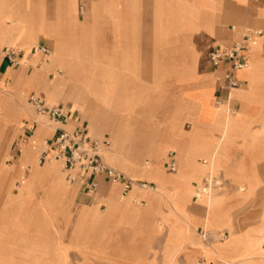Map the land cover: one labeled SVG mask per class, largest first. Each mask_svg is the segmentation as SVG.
<instances>
[{
  "label": "crops",
  "instance_id": "obj_1",
  "mask_svg": "<svg viewBox=\"0 0 264 264\" xmlns=\"http://www.w3.org/2000/svg\"><path fill=\"white\" fill-rule=\"evenodd\" d=\"M42 3L46 16L40 14ZM231 25L260 28L263 35L252 52L253 66L237 70L238 84L229 88L223 79L227 62L214 66L208 54L238 38ZM39 45L51 48L44 58L37 53ZM6 46L22 50L18 65L4 58ZM33 62L36 83L23 87ZM263 73L264 0H0V84L19 79L17 91L24 89L30 104L18 107L15 118L3 123L8 139L7 147L0 148L7 155L0 163V195H5L0 207V264L10 258L18 262L22 256L26 264H42V254L33 250L12 254L9 231L23 230L32 219L42 235L57 239L58 226L68 222V204L76 212L73 231L76 222H90L93 214L113 211L117 205L126 214L136 211V201L156 205V195H180L188 208L194 185L211 171L198 162L204 150L233 182L245 186L241 195H252L260 181L254 162L257 152L264 150L262 128L251 127L262 111L258 105L264 107ZM32 92L69 114L52 121L36 113L28 99ZM2 96L0 104L15 101L6 92ZM60 102L70 103L72 109ZM157 103H172L170 114L161 118L151 113L148 104ZM225 105L234 113L220 110ZM133 115L141 120L131 122ZM23 121L32 126L36 122L26 140L34 135L35 149L23 146L32 159L16 161L20 148L8 164L9 144L21 133ZM57 128H82L92 138L109 139L102 150L104 161L154 187L135 183L123 194L121 184L107 187L109 181L99 177L96 191L88 193V174L75 171L69 180L63 162H53L54 157L39 162L40 149ZM169 148L175 151L177 168L165 172ZM191 149L195 153L186 159V150ZM142 154L149 160L143 162ZM252 182L255 187L249 188ZM188 209L195 221L202 219V207L194 204ZM156 220L166 224L160 216ZM242 264H264V257Z\"/></svg>",
  "mask_w": 264,
  "mask_h": 264
},
{
  "label": "rangeland",
  "instance_id": "obj_2",
  "mask_svg": "<svg viewBox=\"0 0 264 264\" xmlns=\"http://www.w3.org/2000/svg\"><path fill=\"white\" fill-rule=\"evenodd\" d=\"M33 63L32 70L27 71L31 72L27 74L22 82L23 87L29 84L35 85L36 83L33 77L36 65L35 62ZM23 65H25V61H21L20 66L23 67ZM252 66L251 58L246 69ZM262 75L264 76V73ZM19 85V79L14 84H0V102L3 100L2 92H6L15 100L14 102L8 101V105L0 104L2 124H8V118H15V111L18 107L30 105L25 90L20 89L17 91ZM60 103L66 104L72 109L70 103ZM148 105L152 106L151 113L155 112V116L161 118L170 114L172 107V103ZM258 106L262 111L259 112L258 118L253 121L251 127L258 130L262 128L260 133L263 135L259 138L264 139V107L262 105ZM225 107L230 110V113H234L231 106L225 105ZM76 111L79 110L76 109ZM46 118L49 119L47 116ZM130 120L136 123L141 119L133 115ZM13 123L14 120L11 121L12 125ZM2 124L0 125V145L7 132V127ZM25 125L24 122L21 125V133L17 134L9 144L11 158L6 160L8 164L15 161L19 149L22 150L23 145L28 142H22L19 146V141L27 139L33 131V129L25 131ZM187 125L184 124L183 126L187 127ZM35 126L36 123L34 122L33 127ZM24 131L27 136L22 135ZM103 134H107L109 138L107 131H104ZM103 134L96 137H102ZM170 150L172 149L169 148L166 154ZM171 152L175 154V151ZM208 152L204 150L203 154L199 156L198 162L201 164L206 163L211 167V171L204 172L200 182H196V186L194 185L195 192H193L188 206L190 208L196 204L198 207H202L203 217L200 222L195 221L197 217L185 207L184 200L180 195H156L158 197L156 205L143 206L136 204L138 203L136 201L135 207H133L137 210L129 214H126L119 207V218L110 222L109 220L100 221L95 219L96 215L106 214L110 209L103 212L98 211L97 214L92 215L90 222H76L73 231L76 212L74 205L68 207V204V222L58 226L59 237L57 239L51 234L42 235L43 231L36 228L37 225L32 219L29 220L23 230H10V237L7 238V242L11 244L12 254L21 249H30L35 254H42V264H242L245 260H257L259 256L264 257V213L262 214L264 209V150L257 152V158L254 162L260 181L252 195H241L245 186L233 182L231 176L223 168H218L213 156L211 162H209ZM194 153V149L186 150V159H189L190 155ZM22 155L21 153L19 159ZM141 156L143 162L149 160L146 155L142 154ZM6 157V153L0 151V163ZM165 158L166 155L163 162ZM53 162L61 164L63 161L60 158L54 159ZM40 163H43V161ZM240 165H242V162ZM163 167L165 172H170L166 169L164 163ZM208 176H210L208 192H202L200 187L203 186L205 178ZM238 178L240 177L238 176ZM19 182L20 177L15 185L17 186ZM15 185L12 184L11 189L15 190ZM105 185L111 187L114 184L106 182ZM248 187H255V184L253 182L248 183ZM198 190L201 193L196 194ZM230 193L231 195H228ZM212 196L221 199V206L218 204L219 206H212L209 209L206 204ZM4 198L5 195H0V207ZM69 203L71 202L69 201ZM98 203L100 204L102 201L99 200ZM229 203L231 204L228 207L224 206ZM105 207L104 204L101 205V209ZM208 212L210 214H207ZM156 216L163 218L166 224L161 225L157 222ZM194 225H198L197 228ZM256 241L259 243V249L255 247ZM25 259L26 257L22 256L16 262L15 259L10 258L6 264H26Z\"/></svg>",
  "mask_w": 264,
  "mask_h": 264
},
{
  "label": "built area",
  "instance_id": "obj_3",
  "mask_svg": "<svg viewBox=\"0 0 264 264\" xmlns=\"http://www.w3.org/2000/svg\"><path fill=\"white\" fill-rule=\"evenodd\" d=\"M230 29L238 33V38L226 47L212 48L208 54L214 66H218L222 61L227 62V67L223 71V79L229 88L237 86L238 79L235 75L236 71L247 67L250 58V49L263 35V30L260 28L231 25ZM36 50L40 58H44L50 53V48L46 45H39L36 47ZM3 54L8 63L18 65L23 52L17 47L6 46L3 49ZM28 67L32 68V65H28ZM28 99L36 112L47 116L49 120H64L69 114V111H65L61 106H49L45 104L33 92L29 93ZM29 125L31 124L27 123L25 125V131L33 129L34 125H31V127ZM25 131L22 135H25ZM26 140L24 139L22 141ZM45 144L46 146L40 149L39 162H44L49 157L61 158L63 161L62 170L69 180L75 178V171L88 174L86 184V191L88 193H94L96 191L99 177H103L110 183L121 184L123 194L127 193L135 183L139 186L148 185L154 187L152 183L134 179L121 169L105 162L102 150L109 146V139L92 138L82 128H74L71 130L57 128L53 136L45 140ZM166 167L170 171H175L177 168V161L171 151L167 154ZM209 178L210 176L205 178L203 186L200 187L202 192H208ZM199 193L201 192L198 190L196 194Z\"/></svg>",
  "mask_w": 264,
  "mask_h": 264
},
{
  "label": "bare ground",
  "instance_id": "obj_4",
  "mask_svg": "<svg viewBox=\"0 0 264 264\" xmlns=\"http://www.w3.org/2000/svg\"><path fill=\"white\" fill-rule=\"evenodd\" d=\"M33 2V1H32ZM30 3H31V1H30ZM32 5H33V3H32ZM75 5V4H74ZM31 7V6H30ZM30 10H32V9H30ZM33 11V10H32ZM40 14L42 15V16H46V14H47V11H46V8L44 7V4L42 3V6H41V12H40ZM33 17V16H32ZM31 19V18H30ZM32 21V20H31ZM31 23V22H30ZM30 26V28H31V25H29ZM32 36V35H31ZM259 41H260V39L257 41V43L255 44V45H252V47H251V51H250V58H249V61H248V64H247V67L249 66V64H250V60H251V58H252V52H254V50L256 49V46L258 45V43H259ZM255 48V49H254ZM253 49V50H252ZM55 52V51H54ZM34 64V63H33ZM35 65H37V62H35ZM246 69V68H245ZM249 69V68H248ZM33 77L35 78V72L33 73ZM32 77V78H33ZM31 78V79H32ZM33 81V80H32ZM30 85V84H29ZM19 103V102H18ZM24 105V104H23ZM222 105V104H221ZM227 107V106H226ZM226 107H222V108H220V110H227V108ZM232 114V113H231ZM6 134V133H5ZM7 139H8V136H7V134L4 136V138H3V140H2V144L0 145V148L3 150L4 148H6L7 147ZM35 142H36V140L34 139V135H32V137H31V139L28 141V142H26L24 145H26L27 146V148H29V149H34V146H35ZM23 145V146H24ZM46 146V144H44L43 146H42V148H44ZM27 148H25V147H22V157L19 159H17L16 161H18V162H20V161H22V160H27V161H30L31 159H32V156L30 155V153H29V151H28V149ZM41 148V149H42ZM208 154H209V156H208V158H209V162H211V158H212V153L209 151L208 152ZM51 157H49V158H46V159H50ZM38 159H39V155H38ZM54 159H58V158H53V160ZM57 164H60L59 162H56ZM26 184V183H25ZM141 187V186H140ZM144 190V189H143ZM142 193V192H141ZM144 193V192H143ZM146 196V195H145ZM220 201H221V199L220 198H218L217 196H212L211 198H210V200H209V202H208V204H206L207 206H209V209H211V207L213 206H217L218 204L220 205ZM223 201V200H222ZM153 203H151V202H148L147 204H140V205H143V206H145V205H152ZM218 205V206H219ZM142 206V207H143ZM221 206V205H220ZM135 207V206H134ZM133 207V208H134ZM205 207V206H204ZM115 209H113V211H108L106 214H98V215H96L95 216V219H99L100 221L102 220V221H107V220H109V222L110 221H112L113 219H116V218H119L118 216H119V214H120V211H119V207L118 206H115L114 207ZM139 208V207H138ZM221 208V207H220ZM135 210H137V208H134ZM98 213V212H97ZM207 214H210V212H208ZM205 221V220H204ZM197 222H200V221H197ZM194 223H196V222H194ZM206 223V222H205ZM183 224V223H182ZM188 224V223H187ZM196 225H194V227H195ZM193 233V232H192ZM239 238V237H238ZM186 240V239H185ZM234 240V239H233ZM179 245V244H178ZM181 245V244H180ZM255 247H258L257 249H259V243H258V241H256V245H255ZM217 251V250H216ZM256 251V250H255ZM259 252V251H258ZM214 253H216V252H214ZM221 256V255H220ZM232 260V259H231ZM236 260V259H235ZM221 261H223V260H221ZM233 261V260H232ZM242 262V261H241ZM241 264V263H240Z\"/></svg>",
  "mask_w": 264,
  "mask_h": 264
}]
</instances>
